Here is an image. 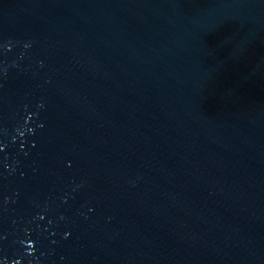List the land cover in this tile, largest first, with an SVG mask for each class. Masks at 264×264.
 I'll use <instances>...</instances> for the list:
<instances>
[{
    "label": "water",
    "instance_id": "water-1",
    "mask_svg": "<svg viewBox=\"0 0 264 264\" xmlns=\"http://www.w3.org/2000/svg\"><path fill=\"white\" fill-rule=\"evenodd\" d=\"M0 264H264V0H0Z\"/></svg>",
    "mask_w": 264,
    "mask_h": 264
}]
</instances>
